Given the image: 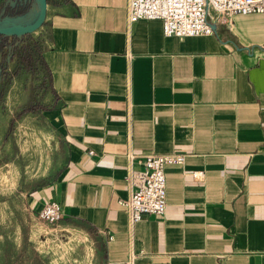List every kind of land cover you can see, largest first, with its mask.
<instances>
[{"label":"crops","instance_id":"crops-1","mask_svg":"<svg viewBox=\"0 0 264 264\" xmlns=\"http://www.w3.org/2000/svg\"><path fill=\"white\" fill-rule=\"evenodd\" d=\"M4 2L11 18L32 9ZM127 6L48 0L35 33L46 104L16 136L27 210L56 202L62 219L31 227L28 246L41 264L52 247L59 264H264V14L211 11L212 35L166 38L159 20L129 27ZM129 152L185 156L164 170L165 213L132 227ZM25 246L0 261L33 264Z\"/></svg>","mask_w":264,"mask_h":264},{"label":"rangeland","instance_id":"rangeland-1","mask_svg":"<svg viewBox=\"0 0 264 264\" xmlns=\"http://www.w3.org/2000/svg\"><path fill=\"white\" fill-rule=\"evenodd\" d=\"M37 15L35 10L19 24H30ZM23 54H34L40 60L35 34L19 43L0 40V237L6 241L0 250L6 256L16 245L26 244L24 250L32 256L33 264H41L35 243L30 248L26 242L30 228L34 229L40 220L27 210L24 195L32 184L25 175L27 161L19 154L21 143L16 130L31 125L32 119H36L34 113L38 114L45 106L46 83L43 67L38 64L30 70L21 62ZM52 249L48 262L43 264L58 263V255Z\"/></svg>","mask_w":264,"mask_h":264},{"label":"built area","instance_id":"built-area-1","mask_svg":"<svg viewBox=\"0 0 264 264\" xmlns=\"http://www.w3.org/2000/svg\"><path fill=\"white\" fill-rule=\"evenodd\" d=\"M216 19L251 14H264V0H128L127 22L130 27L140 20H159L162 34L166 38L199 37L212 35L211 23ZM215 19V20H216ZM185 156L145 155L135 157L127 153L128 170L125 178L128 196L119 204L125 208L128 224L132 227L143 215L162 216L166 209L165 168L169 165H182ZM134 160L143 167V185L133 184L132 167ZM37 218L50 226L62 219L58 203L47 202L37 212ZM130 256L125 264H133Z\"/></svg>","mask_w":264,"mask_h":264},{"label":"water","instance_id":"water-1","mask_svg":"<svg viewBox=\"0 0 264 264\" xmlns=\"http://www.w3.org/2000/svg\"><path fill=\"white\" fill-rule=\"evenodd\" d=\"M35 10L38 11V16L28 28L23 29L19 25L20 21L28 17ZM47 12L48 0H32V9L29 12L11 18L6 12L4 0H0V40L15 41L16 43H19L28 39L42 27ZM215 27V24H211L212 30H214Z\"/></svg>","mask_w":264,"mask_h":264},{"label":"trees","instance_id":"trees-1","mask_svg":"<svg viewBox=\"0 0 264 264\" xmlns=\"http://www.w3.org/2000/svg\"><path fill=\"white\" fill-rule=\"evenodd\" d=\"M39 53H40V51H39ZM21 62L26 63V65L29 67L30 70H31L30 67H33L35 65L37 66L38 64L41 65L43 67V69H44L43 61H42L41 57H40V60L39 59L37 60L36 59V55H34V54H23L21 56ZM43 81L46 83V77H45V75L43 77ZM6 256H8V255H6Z\"/></svg>","mask_w":264,"mask_h":264},{"label":"bare ground","instance_id":"bare-ground-1","mask_svg":"<svg viewBox=\"0 0 264 264\" xmlns=\"http://www.w3.org/2000/svg\"><path fill=\"white\" fill-rule=\"evenodd\" d=\"M38 16V15H37ZM32 23H30V24H27V25H21V24H19L23 29H26V28H28L30 25H31Z\"/></svg>","mask_w":264,"mask_h":264}]
</instances>
